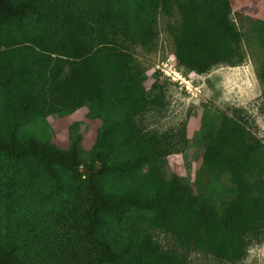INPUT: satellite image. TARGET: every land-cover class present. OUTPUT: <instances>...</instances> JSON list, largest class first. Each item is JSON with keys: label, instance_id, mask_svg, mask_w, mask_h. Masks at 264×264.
Returning a JSON list of instances; mask_svg holds the SVG:
<instances>
[{"label": "trees", "instance_id": "obj_1", "mask_svg": "<svg viewBox=\"0 0 264 264\" xmlns=\"http://www.w3.org/2000/svg\"><path fill=\"white\" fill-rule=\"evenodd\" d=\"M175 11L180 67L202 75L244 63L231 0H0V264H191L188 250L236 263L247 239L264 235V144L239 116L211 117L202 135L203 169L234 184L219 205L167 175L160 162L169 153L136 121L166 96L158 80L147 88L126 44L153 48L158 15ZM258 31L264 46V23ZM260 75L264 82V64ZM83 108L101 121L88 163L73 133L64 150L23 128ZM33 187L52 212H30L4 231L9 204ZM66 212L71 243L61 250L34 220L49 227V214ZM155 232L185 252L166 250Z\"/></svg>", "mask_w": 264, "mask_h": 264}, {"label": "rangeland", "instance_id": "obj_2", "mask_svg": "<svg viewBox=\"0 0 264 264\" xmlns=\"http://www.w3.org/2000/svg\"><path fill=\"white\" fill-rule=\"evenodd\" d=\"M231 2L232 22L243 35L245 61L241 66L217 65L202 75L180 67L175 58L171 34V28L180 23V15L176 11L171 18L158 15L157 38L153 48L126 44L127 50L146 73L147 88L150 89L158 80L165 89L164 107L148 110L136 118L145 132L159 136L164 149L169 153L161 160L160 165L169 177L174 174L184 177L195 193L208 195L218 205L234 197V184L229 175L212 176L202 167V135L207 129L208 120L222 115L239 116L245 128L264 144V82L260 75L264 64V46L262 35L258 31L260 24L264 23V0ZM87 113V108H83L64 117L49 116L46 122L25 125L23 128L64 150L69 147L73 133L87 152L84 158L88 163L101 121L90 120ZM25 194L26 199L18 195L9 204V211L14 216L10 215L9 225H3L4 231H16L19 220L33 218L30 212H52L50 204L39 198V190L35 187L28 189ZM0 213L3 214L1 211ZM61 216L69 219L70 215L67 212L64 215L49 214V221L53 220L49 227L40 218H36L34 224H39L37 226L42 228L41 231L49 228L42 238L53 241L55 248L63 250L68 247L66 244L70 242V237L66 236L61 227ZM7 226L10 227L6 228ZM37 226L32 225L34 233L38 231ZM155 238L166 250L185 252L177 247L170 236L162 232H155ZM64 240H67L65 244ZM38 247L30 246V251ZM185 253L191 264H264V235L249 237L246 256L236 263L219 261L210 254L196 250Z\"/></svg>", "mask_w": 264, "mask_h": 264}, {"label": "water", "instance_id": "obj_3", "mask_svg": "<svg viewBox=\"0 0 264 264\" xmlns=\"http://www.w3.org/2000/svg\"><path fill=\"white\" fill-rule=\"evenodd\" d=\"M84 173L85 174H90V175L92 174L91 171L88 168H84Z\"/></svg>", "mask_w": 264, "mask_h": 264}]
</instances>
